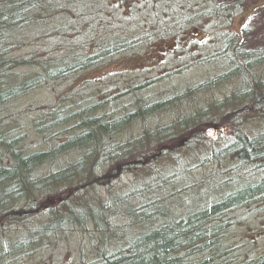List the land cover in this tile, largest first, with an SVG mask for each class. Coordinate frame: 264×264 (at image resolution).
I'll return each instance as SVG.
<instances>
[{"label":"trees","instance_id":"obj_1","mask_svg":"<svg viewBox=\"0 0 264 264\" xmlns=\"http://www.w3.org/2000/svg\"><path fill=\"white\" fill-rule=\"evenodd\" d=\"M114 1L0 0V103L35 89L46 79L66 78L125 54L132 60L145 57L156 44L168 42L196 23L199 15L209 20L224 15L223 7L212 4L194 17L186 15L190 12L186 6L172 11L159 5L162 0H145L143 5L161 7L162 18L142 33L141 26L135 27V1L128 7L123 0L118 17L124 26H119L114 15V22L107 23L111 30L100 36L91 37L89 29L94 22L102 24L103 14L99 18L89 15L93 22L88 26H70V21L55 24L68 15L75 19L72 12L81 9L107 12L105 6L119 0ZM231 24V17L223 19V26L215 30L214 42L219 49L210 57L219 59L224 68L206 82L177 92L169 90L159 99L143 91L148 89L147 83L135 86V77H123L114 86L98 90L89 104L70 96L67 105L44 107L36 125L51 134L53 145L33 153L27 152L18 137L2 139L4 132L0 133V143L12 155L9 162L0 165V225L21 226L13 237L0 235V264L11 254L23 256L41 245V249L54 245L53 241L77 227L97 231L95 235H100L102 242L112 235L109 244H102L95 264H264V253L251 257L241 251L256 235L249 236L250 243L239 244L231 233L244 222L245 214L237 215L241 210H250L249 218L264 219V50H246L239 35L231 34ZM68 29H75L77 35H69ZM57 36L68 40L83 37L84 44L77 46L85 52L69 54L74 46L63 45L56 58L40 52L17 53L21 47ZM165 50L158 45L157 51L166 54L164 59L173 55V63L180 62L182 54L176 48ZM157 61L156 65H168L167 61ZM123 64L115 74L135 71L126 68L130 62ZM175 68L159 67L163 73ZM237 79V89L224 91L226 96L216 103L192 112L181 108L190 97ZM128 98L130 101H125ZM101 107L106 112L99 114ZM165 112L172 113L171 122L150 127V120ZM214 115L224 117L231 130L211 140L204 130L215 124L209 120ZM135 124L139 136L123 138L125 131H135ZM2 125L0 119V130ZM183 141L181 152L167 151L170 144ZM198 146L204 148L205 155L199 163ZM157 152V162L143 167ZM43 166L49 169L41 173ZM198 167L206 173L195 178ZM136 169L144 172V179L114 189V180L121 173L136 176ZM99 188L104 189L103 197L91 195L92 189ZM40 208L43 210L38 215H31ZM32 216L35 221L28 219ZM123 219L127 223L118 231L115 224Z\"/></svg>","mask_w":264,"mask_h":264},{"label":"rangeland","instance_id":"obj_2","mask_svg":"<svg viewBox=\"0 0 264 264\" xmlns=\"http://www.w3.org/2000/svg\"><path fill=\"white\" fill-rule=\"evenodd\" d=\"M112 1L115 2L114 0ZM124 1L128 7L131 6V0ZM132 1H135V7L132 8L135 9V27L141 26L142 33L146 31L145 27L148 28V26H151V24H154L155 21H158L160 18H162L161 13L159 12L161 10L160 6L157 8L158 5H154L153 3L149 6L143 5L145 4V0ZM122 3L123 0H119L113 6H105L104 10L107 12L104 13L100 12L99 8L95 9V13H93L94 10L87 9H81V12L73 11L72 17H75V19H71V16L68 15L67 17L60 19L58 24H55L57 26H62L69 23L70 21V26H88L93 22V18L89 15L96 14L94 17L99 18V14H103V16L100 18V23L102 24L99 25V23L94 22L91 24V29H89L91 37L94 38V36H100L103 33H106V31L111 30L109 24L107 23L110 22L112 24V22H114V15L121 18L123 8L121 9L120 5H122ZM211 4L212 7L215 5L219 6V8L223 7L224 15L222 16V19L215 17H213V20H209L207 18L201 19V15H199L196 23H192L194 25H187L184 29V32L177 33L174 38L170 39L168 42L156 44L155 49L149 52V54H147L145 57H135V59L132 60L128 57L130 54H125V57H120L112 61H106L105 63L85 68L66 78L56 81H49L46 79L35 89L23 92L19 94V96L17 95V97H13V99L3 101V103H0V119L4 124L2 125V130H0V133L4 132V136L1 135L2 139L18 137L20 140H22L20 143L21 145L25 146V149L28 153H33L48 148L49 146L53 145L51 134L38 130L36 125V122L41 120L44 115V107L57 106L59 108L62 105H67L71 100L70 96L75 98L78 97L79 99L85 100L87 104H89L91 103L92 99H95L94 95L97 94L98 90H106L109 87H112V85L114 86V82L120 79L124 80L123 77H135V86L143 84V82L147 83L146 86H148V89L143 91L147 95H152V97L159 99L165 97L163 95L167 94L169 90L172 92H177V90L194 86L202 82H206L210 78H214L218 74H221L223 72L221 70L224 68L222 62L219 59H211L210 57L212 55H216L215 52H217L219 49L216 46L217 42H214L217 39L214 33L216 29L218 30L221 26H223V19L227 20L231 17L232 24L230 32L231 34L237 33L239 35V43H242L246 50H264V0H162L159 5H167V10H172V8L184 9L186 6L190 10V12L186 13V15L196 17V15L201 11L204 12L206 9H208ZM217 6L215 7L218 8ZM95 8H97V4H95ZM255 8H259V10L252 14L251 11H253ZM120 18L118 24L119 26H124ZM224 23L226 24L227 21H224ZM149 29L151 30L152 27H149ZM244 29H246V31H244ZM68 31L69 35H77V31L75 29H68ZM86 31L87 29L85 27L83 33ZM209 36L210 38H208ZM82 44H84L83 37L79 36L72 37L71 40L58 36L46 37L41 40L39 44L19 48L17 53L19 56H22L40 52L41 54H46V57L56 58L60 56L61 50L64 47L63 45L74 46L70 48L71 51L69 54L84 53L85 50H82L77 46ZM158 45L159 49L161 50H165L166 47L176 48L177 52L182 54L180 62L174 64L171 60L173 55H168V57L166 56L164 59L166 54L164 51H157ZM188 52L192 53L187 55ZM217 58H220V56ZM157 59L160 61L164 60V62L167 61L168 65H156L158 62ZM222 61L227 62L226 60ZM124 62H130V66H127L126 68H135V71L129 70L128 72L126 71L115 74V69H120L121 67L125 66V64H123ZM160 66L166 69H173L176 67L175 69L177 70L171 72L164 70L165 72L163 73V70L159 69ZM111 70H113L112 74L106 73L107 71ZM102 82H104L105 85H103ZM238 84V79L236 81L233 80L223 83L219 85L218 88L213 90L203 92L194 97L192 96L190 97V100L182 103L183 106L181 108L188 112L195 111L196 108L204 109L225 97L226 95L224 91L227 92L231 91V89H237ZM70 90H72L73 93H69ZM125 101H130V98L126 99ZM75 102L76 101L74 100L72 104L74 105ZM80 104L86 105V103ZM74 108H76L75 105ZM72 109H69L68 113L71 112ZM104 112H106V108L101 107L99 114ZM171 115L172 113L165 112L159 115L157 118H152L150 120V127H154L158 123L164 125L170 123L173 116ZM216 115H214L215 118H209L211 121L215 120L212 122L215 124L210 123L211 125H208L204 130L205 132L208 127H215L216 132L214 133V136L210 138L211 140L224 137L231 130L229 125L226 124V121L224 120L225 118L221 116L217 117ZM134 127L135 131L132 130L133 128L127 130L124 132L122 137L127 138L125 136H128L129 134H131L129 136H133L134 134L139 136L140 130L138 129V126L135 124ZM247 127L252 129L250 123H248ZM205 141L206 144H209L207 139ZM184 144L185 141L178 142L176 144H170V146H167V151H176L179 153L182 149L181 146ZM190 147L192 146L190 145ZM203 151L204 148H200V146H198V148L195 150V153H199L200 155L196 161L197 163L203 159ZM159 155L160 153L157 152L155 155L157 157H155V159L148 158L149 162L147 159L143 164V167L149 166L153 162L156 163ZM11 159L12 155L10 152L7 151L6 148L0 143V165L9 162L8 160ZM135 165L136 164H133V166ZM199 168L200 167L197 169ZM48 169V166H43L39 170H41L40 172L43 173ZM140 171L141 169L136 176L134 173L127 174L125 171L121 173L119 177L114 180V189L119 190L121 185L128 186L131 185V183H133L132 181L134 180L144 179V177L141 176L144 174V172ZM196 173L200 175H197ZM205 173V169L201 168L199 169V172L195 171L193 175L195 178H198ZM103 191L104 189L101 188L96 190L92 189L90 193L94 197H103ZM43 208H40L35 213H31V215H38V213L43 210ZM250 212V210H241L238 212L237 215L239 216L245 214L244 218H242L244 222L243 224L233 228L231 233L236 236L234 241L238 242L239 244L250 243L251 240L249 236L254 237L256 235V239H253V243L248 244L241 250L242 253H247L251 257H256L261 253H264V219L262 217L258 219L249 218ZM28 219L32 221L36 220L35 216L29 217ZM23 223H25V221L21 222V224ZM125 223H127V219L117 221L115 224V226L118 227L117 230L119 231V229H122ZM4 227H6V229H4ZM248 227L250 229H248ZM20 228L21 226H17V224L4 226L0 225V235H4L5 237H13L19 233ZM87 228L77 227L67 235H63V237L57 240V242L56 240L53 241L52 243H54V245H49L47 248L41 249V245L35 250H27L23 256L22 254H11V256L5 257L3 259V263L95 264V259L99 257V251L104 247L102 244H109L112 235H108L106 242H102L100 241V235H95L97 231ZM261 228L263 229L259 230ZM253 230L256 232L253 233ZM90 234H94V237L96 238H93ZM115 245L117 246V244Z\"/></svg>","mask_w":264,"mask_h":264},{"label":"water","instance_id":"obj_3","mask_svg":"<svg viewBox=\"0 0 264 264\" xmlns=\"http://www.w3.org/2000/svg\"><path fill=\"white\" fill-rule=\"evenodd\" d=\"M216 132V129L214 126L208 127L205 131L208 138H212L214 136V133Z\"/></svg>","mask_w":264,"mask_h":264}]
</instances>
